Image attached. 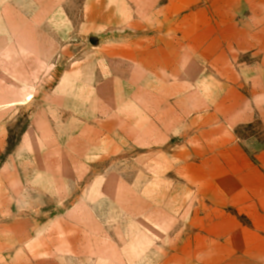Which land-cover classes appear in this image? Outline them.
<instances>
[{
	"label": "rangeland",
	"instance_id": "rangeland-1",
	"mask_svg": "<svg viewBox=\"0 0 264 264\" xmlns=\"http://www.w3.org/2000/svg\"><path fill=\"white\" fill-rule=\"evenodd\" d=\"M0 264H264V0H0Z\"/></svg>",
	"mask_w": 264,
	"mask_h": 264
}]
</instances>
